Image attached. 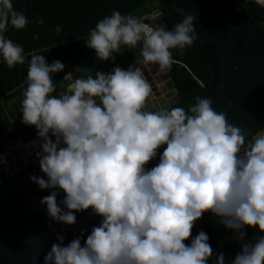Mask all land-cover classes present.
<instances>
[{"label":"clouds","instance_id":"clouds-1","mask_svg":"<svg viewBox=\"0 0 264 264\" xmlns=\"http://www.w3.org/2000/svg\"><path fill=\"white\" fill-rule=\"evenodd\" d=\"M252 2L264 8V0ZM193 19L183 12L166 30L113 10L89 29L84 43L99 61L114 59L121 46L139 45L134 64L94 77L66 73L59 93L52 77L64 65L28 54L19 112L21 123L36 129L46 177L29 179L51 190L40 200L51 221L72 225L74 213L88 209L100 217L86 236L82 229L67 244L57 234L42 264H264V131L245 146L240 129L206 96H195L186 109L169 101L161 107L144 74L149 65L167 73L177 62L173 50L182 55L192 47ZM27 23L12 0H0V61L8 69L23 65L26 56L5 31ZM162 145L158 162L146 167ZM204 213L239 244L230 261L213 255L204 231L191 235ZM246 228L257 235L246 240Z\"/></svg>","mask_w":264,"mask_h":264},{"label":"trees","instance_id":"trees-1","mask_svg":"<svg viewBox=\"0 0 264 264\" xmlns=\"http://www.w3.org/2000/svg\"><path fill=\"white\" fill-rule=\"evenodd\" d=\"M12 6L14 10L22 12L29 23L20 30L9 26L5 36L13 43L22 46L26 59L23 65L18 64L12 69L5 67L0 61V148L5 146L6 138L3 134L12 126V119L17 128L12 135L13 138L21 140V143L37 139L36 129L21 123L19 112L21 93L25 87L28 54L36 52L45 57L46 63L58 60L64 65L63 71L53 74L52 77L53 83L56 84V93L61 92L64 84L67 83L62 81L63 76L70 69L76 68L82 54L88 52L84 41L87 39L89 29L93 28L98 20L110 15L113 10L119 11L121 15L142 17L145 13H152L154 9L160 8L164 13L163 22L168 30L173 28L176 21L167 14V10L179 21L183 12L194 13L193 25L196 37L217 34L230 40L236 35L232 44L233 59L238 58L245 45L264 24V8L258 7L252 0H244V2L243 0H12ZM37 20H41L42 23L38 24ZM229 21L235 23L236 30L228 23ZM56 26L60 27L59 33L54 31ZM34 34L37 37L35 40ZM138 48L139 45L137 49H126L121 46L119 53H113L114 59L118 61L122 58L123 63L125 59V62L130 64ZM173 57L177 62L171 66L168 73L178 89L179 101L176 106L186 109L188 104L194 102L195 96H206L214 102L219 95L222 79L217 43L208 41L201 47L186 48L182 55H178L173 50ZM180 61L186 65L180 64ZM111 68L112 66H107L104 73L111 72ZM187 68L199 77L203 85L189 73ZM79 76L80 74L74 77ZM10 101H13L12 108L9 107ZM252 135L244 138L245 146ZM36 167L34 163L28 165L16 173L13 179L27 174ZM90 228L84 231L85 236ZM201 230L208 236L213 255L223 253L227 262L239 251V244L231 239V230L218 224L210 213H204L194 223L191 235L195 236ZM80 231H73L64 236V244L79 235ZM245 233L246 240H251L257 235L253 229L248 228L245 229ZM51 244L45 249L43 256Z\"/></svg>","mask_w":264,"mask_h":264},{"label":"water","instance_id":"water-1","mask_svg":"<svg viewBox=\"0 0 264 264\" xmlns=\"http://www.w3.org/2000/svg\"><path fill=\"white\" fill-rule=\"evenodd\" d=\"M167 14L176 23L179 22L169 10ZM161 15V10L156 9L142 17L145 18V23H155L168 30ZM228 23L236 30L235 23ZM235 38L236 35L226 40L217 34H204L196 37L192 47H201L208 41L217 43L222 79L219 95L212 108L217 113L223 112L226 121L240 129L246 138L264 129V24L245 45L237 59L232 57ZM179 63L186 65L181 61ZM187 70L203 85L191 69ZM144 74L152 87L153 96L156 97L154 102H159L161 107H167L165 101L176 106L179 101L178 89L169 73L157 74L155 66H148L144 69ZM163 85H168L171 89L163 90ZM39 143L37 138L0 154V264H32L33 257L36 264H42L43 253L56 241L57 234L64 237L73 231H86L100 220V217L91 214L90 209L74 213L76 220L72 225L57 224L47 217L46 205L41 204L40 200L49 195L51 190H42L29 179L30 176L46 179L38 164ZM163 147L165 146L157 149V157L149 161L146 167L155 166ZM33 163L37 167L27 174L17 179L8 178L9 174L21 171ZM62 198L63 193L59 192L56 197L58 204Z\"/></svg>","mask_w":264,"mask_h":264},{"label":"crops","instance_id":"crops-1","mask_svg":"<svg viewBox=\"0 0 264 264\" xmlns=\"http://www.w3.org/2000/svg\"><path fill=\"white\" fill-rule=\"evenodd\" d=\"M93 54H94V51L88 48V52L86 54H82L83 56H82L81 60H79V64L76 67L77 69L73 68V69H70L68 71V73L72 74L73 79H75L74 76L79 75V74H80L79 77H86L89 74H92L94 77V75L97 71L104 73V70L106 69L107 66L117 65L118 67H122L124 69H127L129 65L134 64L135 56L138 55V50H136L135 55L133 56L132 62L130 64L127 63V61L125 62V59H123L124 60V63H123L122 58H120L121 60H118V61L115 59L99 61L96 57H91L89 59V57ZM112 55H114V54H112ZM92 58H95V59H92ZM94 61L98 62V66L94 67V65H91V63H93ZM90 66L92 68H96V69L91 70L89 68ZM11 104H13V101L9 102L10 108L13 107V105H11ZM13 120L14 119H12V126L3 134L4 138H6L5 139V146L3 148H0V154H2L4 151H6L7 149H9L10 147H12L14 145L19 146V145L23 144V143H21V140L15 139L12 137V135L17 131L16 125H15Z\"/></svg>","mask_w":264,"mask_h":264},{"label":"rangeland","instance_id":"rangeland-1","mask_svg":"<svg viewBox=\"0 0 264 264\" xmlns=\"http://www.w3.org/2000/svg\"><path fill=\"white\" fill-rule=\"evenodd\" d=\"M154 10H156V9H154ZM145 14H146V13H145ZM145 14H144V15H145ZM144 15H143V16H144ZM91 57H96V56H95V53H94L93 55H91V56L89 57V59H90ZM92 59H95V58H92ZM91 62H92V61H91ZM91 65H94V67H95V66H98V62H97V61H94L93 63H91ZM87 66H88V65H87ZM149 66L152 67V65H149ZM116 67H117V65H116ZM89 68H90L91 70H92V69H96V68H92L91 66H90ZM123 69H124V68H123ZM111 71H112V69H111ZM11 105H12V104H11ZM259 131H264V129H260ZM257 132H258V131H257ZM248 143H249V141H248ZM13 147H16V146L14 145V146H12V147H10V148H13Z\"/></svg>","mask_w":264,"mask_h":264},{"label":"built area","instance_id":"built-area-1","mask_svg":"<svg viewBox=\"0 0 264 264\" xmlns=\"http://www.w3.org/2000/svg\"><path fill=\"white\" fill-rule=\"evenodd\" d=\"M113 67H116V65L112 66L111 69H113ZM120 68L123 69L122 67H120ZM23 144H24V143H23ZM27 166H28V165H27ZM27 166H26V167H27ZM18 172H19V171H16V172L13 173V174H9V175H8V178L11 179V178H12L16 173H18Z\"/></svg>","mask_w":264,"mask_h":264},{"label":"bare ground","instance_id":"bare-ground-1","mask_svg":"<svg viewBox=\"0 0 264 264\" xmlns=\"http://www.w3.org/2000/svg\"><path fill=\"white\" fill-rule=\"evenodd\" d=\"M170 89H171V88H169L168 85H167V86H166V85H163V90H167V91H168V90H170Z\"/></svg>","mask_w":264,"mask_h":264},{"label":"flooded vegetation","instance_id":"flooded-vegetation-1","mask_svg":"<svg viewBox=\"0 0 264 264\" xmlns=\"http://www.w3.org/2000/svg\"><path fill=\"white\" fill-rule=\"evenodd\" d=\"M159 9H160V8H159ZM160 10H161V9H160ZM153 11H154V10H153ZM161 13H162L161 18H162V21H163V17H164L163 14H164V13H163L162 10H161ZM183 73H184V72H183ZM152 76H154V75H152Z\"/></svg>","mask_w":264,"mask_h":264}]
</instances>
